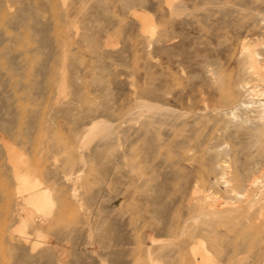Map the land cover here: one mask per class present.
I'll use <instances>...</instances> for the list:
<instances>
[{
	"label": "rangeland",
	"instance_id": "374dc122",
	"mask_svg": "<svg viewBox=\"0 0 264 264\" xmlns=\"http://www.w3.org/2000/svg\"><path fill=\"white\" fill-rule=\"evenodd\" d=\"M249 46L264 0H0V264H264Z\"/></svg>",
	"mask_w": 264,
	"mask_h": 264
},
{
	"label": "bare ground",
	"instance_id": "6f19581e",
	"mask_svg": "<svg viewBox=\"0 0 264 264\" xmlns=\"http://www.w3.org/2000/svg\"><path fill=\"white\" fill-rule=\"evenodd\" d=\"M245 54H246V59H248L247 61H248V63L250 64L249 66V68H250V70L253 72V73H256V74H258L259 72H264V67L262 66V65H260V64H258V62H259V55H260V53L256 50V48H250V46L249 47H246L245 48ZM244 54V55H245ZM262 95H264V93L262 94ZM257 180V179H256ZM253 181L254 182V184L256 183H258L259 184V182H260V180H257V181ZM261 184V183H260ZM37 196H42L43 197V194L42 193H40V192H38L37 193ZM214 197V196H213ZM213 197H211V198H213ZM44 200L46 201V203H48L49 202V200H50V198L48 197V196H46V198H44Z\"/></svg>",
	"mask_w": 264,
	"mask_h": 264
}]
</instances>
